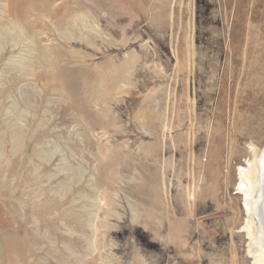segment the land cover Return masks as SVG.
<instances>
[{
  "label": "rangeland",
  "instance_id": "obj_1",
  "mask_svg": "<svg viewBox=\"0 0 264 264\" xmlns=\"http://www.w3.org/2000/svg\"><path fill=\"white\" fill-rule=\"evenodd\" d=\"M264 0H0V264H255Z\"/></svg>",
  "mask_w": 264,
  "mask_h": 264
},
{
  "label": "bare ground",
  "instance_id": "obj_2",
  "mask_svg": "<svg viewBox=\"0 0 264 264\" xmlns=\"http://www.w3.org/2000/svg\"><path fill=\"white\" fill-rule=\"evenodd\" d=\"M239 190L243 194L248 215L245 229L249 236V252L255 264H264V146L255 152L246 168L239 169Z\"/></svg>",
  "mask_w": 264,
  "mask_h": 264
}]
</instances>
